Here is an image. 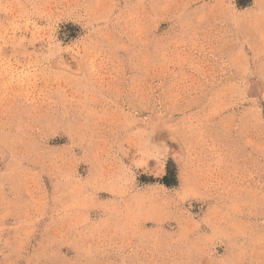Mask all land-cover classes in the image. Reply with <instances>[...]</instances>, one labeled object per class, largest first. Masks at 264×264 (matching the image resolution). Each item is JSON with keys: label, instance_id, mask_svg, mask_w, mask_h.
<instances>
[{"label": "rangeland", "instance_id": "374dc122", "mask_svg": "<svg viewBox=\"0 0 264 264\" xmlns=\"http://www.w3.org/2000/svg\"><path fill=\"white\" fill-rule=\"evenodd\" d=\"M0 264H264V0H0Z\"/></svg>", "mask_w": 264, "mask_h": 264}]
</instances>
